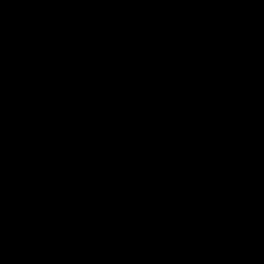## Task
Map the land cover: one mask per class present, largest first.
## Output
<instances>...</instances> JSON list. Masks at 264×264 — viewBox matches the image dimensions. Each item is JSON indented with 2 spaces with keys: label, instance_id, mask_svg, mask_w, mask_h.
<instances>
[{
  "label": "rangeland",
  "instance_id": "374dc122",
  "mask_svg": "<svg viewBox=\"0 0 264 264\" xmlns=\"http://www.w3.org/2000/svg\"><path fill=\"white\" fill-rule=\"evenodd\" d=\"M79 2L78 7L73 6L67 12L70 26L77 22V29L68 27L65 30L69 35L64 47L66 53L53 54L39 61L33 51L34 36L27 32L25 25V19L36 14V0H0V69L7 72L23 69L28 76L40 69L55 88L57 106L64 111L67 121L65 131L60 128L63 132L57 138L58 144L52 145V157L44 169L53 172L49 181L54 192L50 193L49 188L43 190L44 175L40 173L31 198L40 206L42 198L53 197L54 193L61 191L63 175H78L81 184L86 185L76 188L81 195L79 198L65 200L66 204L70 200L69 211L82 212L97 229L113 225L117 231L115 234L102 233L108 243V252H99L96 264H187L186 259L191 253L165 252L174 249H167L165 241L175 239L177 247L187 245L197 232L193 226L195 220L201 217H210L218 224L227 215V210L221 206L223 190L218 203L212 208L206 207L198 195L209 192L207 185L195 190L176 189L169 184L172 174L169 166L168 171L150 174L149 164L155 158L165 160L167 151L160 142L167 130L189 126L194 105L184 98V90L200 87L199 79L208 74H230L242 79L241 85L238 84V89L243 90L242 95L235 101L224 96L223 80L211 93L215 99L212 108L217 112L211 126H229L252 105L255 93L264 85V73L241 55L227 49L205 54L188 49L189 41L203 46L213 45L222 21L224 0ZM163 2L169 4L172 32L164 26ZM257 2L264 14V0ZM107 31L111 32L112 39H122V44H106L105 40L100 45L92 44L91 38L99 39ZM173 54L178 56L175 62L172 61ZM64 55L72 64L83 63L77 76L62 72ZM76 77L77 83L83 85L75 86ZM148 85L153 86L155 92ZM185 107L188 110H184ZM205 114L208 117L212 112ZM207 117L205 120L209 122ZM191 133V136H197L194 130ZM216 133L225 143L231 140L230 136L226 138L227 131ZM251 134L255 140L248 138L247 151H244L243 144L198 145L188 153L184 170L196 179L209 173L217 180L242 174L243 187L253 196H264V158L259 149L264 139V117L258 133ZM107 146L124 153L116 156ZM106 152L113 154L107 156ZM137 156L142 160L140 166ZM134 162L136 173H130L129 169L126 172L124 168H132ZM152 179L158 183L167 179L169 185L156 207L146 204V183ZM218 185L223 186L220 182ZM92 188L98 195L100 191L113 192V196L122 201V211L142 213L157 226L158 232L166 234L162 236L145 228L123 233L118 224L124 226L125 222L114 218V210L93 202H82L83 194L94 196ZM115 247L117 252H114ZM143 248L148 252H141ZM44 264L48 263L44 261Z\"/></svg>",
  "mask_w": 264,
  "mask_h": 264
},
{
  "label": "trees",
  "instance_id": "16d2710c",
  "mask_svg": "<svg viewBox=\"0 0 264 264\" xmlns=\"http://www.w3.org/2000/svg\"><path fill=\"white\" fill-rule=\"evenodd\" d=\"M78 4L79 0H36V14L25 19L27 32L34 36L36 59L40 61L53 54L66 53L64 47L69 35L65 30L68 27L77 29V22L70 26L67 12ZM112 37L107 31L99 39L91 38L92 44L100 45L104 40L106 44H122V39ZM82 66L80 62L72 64L67 56L61 62L64 75L77 76ZM79 84L83 85L78 81L75 86ZM148 88L155 92L153 86L148 85ZM56 97L55 88L40 69L31 76L23 69L10 72L0 69V264H36V261L40 264L44 261L48 264H96L95 258L103 250V245L95 243L96 224L82 212L69 211L70 200L67 204L65 201L79 198L81 195L76 188L85 183L71 181L70 174L66 173L61 191L53 197L42 198L40 206L31 198L40 173L44 175L43 190H51L49 180L53 172L44 169L51 160L52 145L58 144L57 138L63 132L60 128L65 131L67 125ZM107 147L117 156L112 146ZM128 169L132 173V168H124L126 172ZM92 194V197L83 194L82 202L110 208L116 212L114 216L124 212L120 197H114L113 192L100 191L98 195L92 188ZM250 226L264 228L258 223ZM248 263L250 260L240 257L232 264Z\"/></svg>",
  "mask_w": 264,
  "mask_h": 264
},
{
  "label": "flooded vegetation",
  "instance_id": "af4514ba",
  "mask_svg": "<svg viewBox=\"0 0 264 264\" xmlns=\"http://www.w3.org/2000/svg\"><path fill=\"white\" fill-rule=\"evenodd\" d=\"M227 0H224L223 2V8H222V20H223V14H224V6ZM256 8L260 11L262 17L264 18V14L257 2V0H252ZM167 4L165 2L162 3ZM168 9H169V4ZM169 11V10H168ZM170 16V12H169ZM168 16V19H169ZM222 23V21H221ZM220 23V25H221ZM219 25V29H220ZM165 26V25H164ZM166 30L172 32L171 25L169 27H166ZM219 29H218V35L217 39L213 41V45L203 46L200 44H196L194 42H187V47L190 49L189 44H193L194 46L199 45L202 46L205 50L202 52V54H205L207 52H213L215 50H222L227 49L230 51H233L231 49L221 47L218 44V36H219ZM191 52H199L197 49L191 50ZM236 54L241 55L245 59H247L242 54L233 51ZM250 61L249 59H247ZM215 63V62H214ZM250 63H252L250 61ZM218 64V63H217ZM253 64V63H252ZM254 66V65H253ZM255 67V66H254ZM236 77V76H235ZM233 75L230 74H208L205 75L202 79H199L200 82H198V85L200 87H196L193 89L187 88L184 90V98L192 103L194 105L193 113H191L190 116V123L189 126L183 125L181 127H174L170 130H167L163 137L161 138V144L163 146V150L166 152V157L163 159L155 158L150 164H149V173L153 174L157 171L164 172L166 169L168 171V168L170 167L172 169V174L170 177L169 184L176 188V189H186V190H195V189H201L203 187L207 188L206 190L209 191L204 196H200L203 198V202L206 205V207H214L218 203V199L220 197V193L223 190V198L224 200L221 202L222 208L227 210L224 217L221 218L220 222L217 224L216 220L213 221L210 217H201L195 220L194 227L196 228L197 232L194 233L193 238L191 241L187 242V245L182 244V246L177 247L176 241L173 239V241L166 240L165 246L169 248H174L172 250H167L165 252H190V256L188 259H186L187 264H232L233 262H236V260L240 257L247 258L250 260V263L252 264V260L245 255L244 249L235 250V252H238L236 255H232L229 252H232V247L229 243V238L233 236H239L245 233L253 234V233H264L263 230L260 228H252L250 224L253 226L254 223H258L259 226H264V206L263 207H246V208H238L237 203L240 201V198H237L236 195L241 190H246L248 192V197H251L253 199H258L263 196H253L251 195V192L243 187V175L236 174L233 175L230 178H225L224 180H217L212 177V174H207L206 177H203L202 179H196L191 177V173L188 170L185 169V164L188 159V153L192 150H194L198 145H215V144H223V145H232V144H243L245 146L244 151H247L249 148L250 142H248V138H252L255 140V136L251 134L258 133V129L260 124L262 123L263 117H264V109L262 110V117L261 120L258 121L255 124H249L245 119V114L247 111H249L255 101V96L253 99L252 105L245 110V112H241V114L238 116L239 118L234 120L233 123L229 126L221 124L219 127L215 128L211 126L212 119L217 117V112L215 109L212 108L213 101L215 100L213 98L212 90L216 89L218 87L217 85L221 80H223V83L221 84V87L226 90V96L227 98H231V100L235 101L239 99L242 95L243 90H239L238 86L241 85V80L236 79ZM214 81V82H213ZM227 81V82H226ZM181 82V81H180ZM239 84V85H238ZM183 85V83H182ZM184 86V85H183ZM256 95V93H255ZM210 102V103H208ZM182 107V106H181ZM189 107V106H187ZM187 109L186 107L184 110ZM188 110V109H187ZM212 112V114H215L214 116L210 114L208 117L205 114L206 112ZM207 119H210L208 122ZM207 123L209 125H207ZM191 130H194L197 136H191ZM227 131L226 138H229L230 141L228 143H225L223 141V138L220 136H217L216 132L223 133ZM230 132V133H229ZM183 133L186 136V142L190 143L189 147H185V142L182 143L180 140L177 139V134ZM159 138H155L154 140H157ZM184 141V140H183ZM264 141V139L259 144V149L261 156L264 158V153L261 149V144ZM180 153L182 155L181 158L177 160H172V157L176 153ZM135 154L134 156H136ZM200 155V154H199ZM137 159L139 160V166L140 163H142L141 157L137 156ZM160 160V165L154 169H150V165L155 161ZM178 162V168L177 170L174 169V164H177ZM134 165V166H133ZM132 165V173H136L137 171V165L135 166V162ZM169 166V167H168ZM131 173V172H130ZM176 175V178L174 176ZM180 175H183V178L181 179H193L197 182H199V185H183V186H177L176 181L177 177ZM213 178V179H212ZM222 183L223 186H219L218 182ZM164 182V185L162 184ZM146 204L148 205H154L155 207L158 205L160 200V196L165 194V191L168 189V180L162 179L160 183L158 181L152 179L148 180L146 183ZM218 185V187H217ZM168 186V187H167ZM221 190V191H220ZM219 193V194H217ZM197 196V197H198ZM196 197V199H197ZM120 214V213H119ZM132 216L133 220L130 221L131 226L129 229H125L126 226V218ZM114 218L123 220L125 222V225L122 226L121 224H118V229H120L123 233L127 232L129 230L135 229V228H145L148 231L159 235L166 234L163 232H158L157 226L147 218L143 217L142 213H135L132 214L131 212L124 211L121 215L114 216ZM203 220V222H201ZM106 231L109 234H115L116 228L112 226L103 225L99 229L96 230L97 232L102 233ZM175 238V237H174ZM165 239L163 238L162 241ZM100 245H103L102 252H108L107 246L108 243L104 240L102 235V242ZM114 252H117V247L114 248ZM141 252H148L146 248H143ZM164 252V251H163ZM115 264V262H113Z\"/></svg>",
  "mask_w": 264,
  "mask_h": 264
},
{
  "label": "water",
  "instance_id": "95a60500",
  "mask_svg": "<svg viewBox=\"0 0 264 264\" xmlns=\"http://www.w3.org/2000/svg\"><path fill=\"white\" fill-rule=\"evenodd\" d=\"M164 18V25L169 27L170 22L168 19L169 11L168 5L164 4L161 11ZM218 44L221 47H225L236 51L247 59H249L255 68L264 73V18L260 11L256 8L252 0H227L224 6L223 20L219 29ZM191 50L197 49L200 52H204L202 46L189 44ZM178 56L172 55V61H176ZM264 109V85H262L256 92L255 101L252 108L246 112L245 119L249 124H255L261 120L262 110ZM177 139L182 143L185 142V147H189L190 143L186 142V136L183 133L177 134ZM184 140V141H183ZM261 149L264 153V141L261 144ZM182 155L178 152L172 160L181 158ZM160 165V160H155L150 169H154ZM177 164H174V169L177 170ZM176 178V175L174 176ZM183 175L177 177V186L183 185H199L200 183L193 179H181ZM71 181H79L80 176L70 175ZM240 198L237 203L238 208L246 207H263L264 196L258 199L248 197L246 190H241L236 195ZM133 220L132 216L126 218L125 229L131 226L130 221ZM102 235L97 232L95 235V243L101 244ZM229 243L232 247V255H236L238 252L235 250L244 249V253L252 260V264H264V233L242 234L239 236H233L229 238ZM115 264H129L116 262Z\"/></svg>",
  "mask_w": 264,
  "mask_h": 264
}]
</instances>
